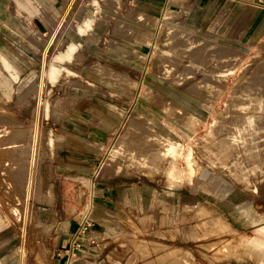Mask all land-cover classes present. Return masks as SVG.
<instances>
[{
	"label": "rangeland",
	"instance_id": "rangeland-1",
	"mask_svg": "<svg viewBox=\"0 0 264 264\" xmlns=\"http://www.w3.org/2000/svg\"><path fill=\"white\" fill-rule=\"evenodd\" d=\"M55 1L30 0L32 14L10 0L0 46V264H18L30 170L25 264H264L251 249L264 250V0ZM104 185L138 191L142 205L97 210ZM87 217L96 243L68 261Z\"/></svg>",
	"mask_w": 264,
	"mask_h": 264
},
{
	"label": "bare ground",
	"instance_id": "bare-ground-1",
	"mask_svg": "<svg viewBox=\"0 0 264 264\" xmlns=\"http://www.w3.org/2000/svg\"><path fill=\"white\" fill-rule=\"evenodd\" d=\"M58 2V0H56L55 1V4ZM75 3V2H74ZM95 4H97V2H95ZM63 5V0H61V2H60V5L57 7L56 5H55V7L58 9V8H60L61 6ZM74 5V4H73ZM68 12V11H67ZM66 16H67V14H66ZM65 18V17H64ZM91 18H93V17H91ZM91 18L88 20V19H86V18H84V19H86V22H84L82 25H79L78 27H77V25H78V23H77V25H76V27L78 28V32L80 33V34H82V35H84L85 34V32L88 30V28L89 27H91L90 25H91V23H93L92 21H91ZM95 19V18H94ZM93 19V20H94ZM40 20V19H39ZM88 20V21H87ZM41 21V20H40ZM82 21V20H81ZM84 21V20H83ZM82 21V22H83ZM91 21V22H90ZM42 22V21H41ZM81 22V23H82ZM43 23V25L46 27V25L47 24H45V22H42ZM46 29H47V27H46ZM59 30V29H58ZM47 32H48V30L46 31V32H42L43 34H47ZM57 32V31H56ZM54 36V35H53ZM53 41V40H52ZM66 45V44H65ZM67 45H69V44H67ZM179 45H180V43H179ZM78 45H77V43H74V42H72L71 43V45L69 46V47H67L68 49H67V51L64 53V51L66 50V49H64V51H63V53H61L60 52V54H58L56 57H55V62H53V64H52V66H51V70H52V72L54 73V74H58L59 73V71H60V69H62V67L58 64L60 61H67V62H70L71 61V59H73L74 58V56H73V54H74V51H75V49H76V47H77ZM77 48H79V47H77ZM181 48V47H180ZM124 49V48H123ZM172 50V49H171ZM174 51V50H173ZM177 52V51H176ZM56 53H59V51H57ZM185 53V52H184ZM187 54V53H186ZM193 54V53H192ZM202 54V53H201ZM73 56V57H72ZM78 57V56H77ZM195 58V57H194ZM194 58H192V59H194ZM197 58V57H196ZM180 64H183V63H180ZM179 63H175V65H180ZM184 65V64H183ZM187 65H189V64H187ZM100 66V65H99ZM182 66V65H181ZM101 67V66H100ZM172 67H174V66H172ZM186 67V66H185ZM169 68V67H168ZM213 69V68H212ZM67 70V69H66ZM172 71H173V69H171ZM176 70V69H175ZM177 70H179V69H177ZM73 72V71H72ZM177 72H181V71H177ZM208 73H206V75L207 76H209L210 75V72H212V71H207ZM165 73H167V72H165ZM171 74V73H170ZM181 74H178V76L175 74V76L174 77H176L175 79H174V81H176V83H179V80H181L182 78H180V79H178L179 78V76H180ZM162 76H164V74L162 73ZM206 76V77H207ZM56 77V76H55ZM165 77V76H164ZM184 77V76H183ZM58 78V77H57ZM185 78V77H184ZM51 80H52V78H50ZM54 80H55V78H53ZM198 79V78H197ZM198 81H200V80H198ZM171 82V81H170ZM200 82H202V81H200ZM200 82H198V83H200ZM173 83V82H172ZM201 84V83H200ZM45 85L44 84H42V86H41V94L43 93L42 92V90H43V87H44ZM192 86H194V84H192ZM195 87V86H194ZM198 89V88H197ZM261 96V95H260ZM157 97V96H156ZM158 99V98H157ZM260 99H263V96L260 98ZM38 101H40L39 102V104L41 103V98H40V100H38ZM160 102V101H159ZM168 102V101H167ZM164 103V102H163ZM166 103V102H165ZM41 105V104H40ZM171 107H170V106ZM169 105L167 104V106L169 107V108H172V111H173V113L175 114V112H174V105L172 106V104H170L169 103ZM166 106V105H165ZM164 106V107H165ZM43 108V107H42ZM180 108V107H179ZM47 109V108H46ZM48 111V110H47ZM165 111V110H164ZM171 112H169V114H170ZM171 116L173 115L172 113L170 114ZM174 116V115H173ZM172 116V117H173ZM175 116H178V115H176L175 114ZM148 117H150V116H148ZM179 118H181V117H184V116H178ZM178 118V119H179ZM253 122H254V120H253V118L252 117H249V123L250 124H253ZM216 123V120H215V122L210 126V129L212 128V126L214 125ZM39 124H38V121H37V131H36V135H35V140L37 141L38 139H39V136H40V130H39V128L41 127H39L38 126ZM145 125L148 127V128H150L151 130L152 129H154V128H157V127H159V126H161L162 127V125H160V122H159V120H157V119H153V118H147L146 120H145ZM146 128V127H145ZM147 128V129H148ZM158 129V128H157ZM149 132V131H148ZM157 133H158V131H157ZM163 132H159V135L160 134H162ZM142 134H144L143 132H142ZM140 135V134H139ZM137 136V135H136ZM136 136H135V138H136ZM152 135H150V137H151ZM161 136V135H160ZM139 137V136H138ZM147 137V136H146ZM120 138V137H119ZM141 137H139V139H140ZM161 139V138H160ZM137 139H135V141H136ZM143 140V139H142ZM39 141V140H38ZM139 141V140H138ZM143 141H145V140H143ZM151 141V140H150ZM149 141V142H150ZM163 141H166V140H163ZM50 142H52V140L50 141ZM134 141H132V143H133ZM146 142V141H145ZM167 142V141H166ZM165 142V143H166ZM38 143V142H37ZM36 143V144H37ZM136 143V142H135ZM141 143H143L142 141H141ZM162 143H164V142H162ZM178 143V142H177ZM36 144H35V148H36ZM147 144H149V143H147ZM168 144V143H167ZM179 144V143H178ZM137 145V144H136ZM150 145V144H149ZM138 146H139V144H138ZM156 146V145H155ZM166 145H164L163 144V147H165ZM168 148L164 151V153H162V154H168V156H169V154H171V153H175L176 152V145H170V144H168ZM152 147H150L149 149H151ZM157 148V147H156ZM37 149V148H36ZM161 149V148H160ZM32 151V150H31ZM150 151V150H149ZM33 153H34V155H35V153L36 152H34V151H32ZM157 154V152L155 151V155ZM176 155V154H175ZM175 155H173V156H175ZM183 155V154H182ZM188 156L186 157V159H187V165H188V168H189V170H190V173H191V175L195 172V167H199V164H197V162H196V164L198 165H196L195 167H194V164H193V162L195 163V161H194V159H195V156H194V152H193V150L191 149V152L189 153V154H187ZM37 158V157H36ZM173 158H175V157H173ZM35 160H34V157H33V162H34ZM33 162H32V164H33ZM34 163H37V162H34ZM170 163V162H169ZM173 163V162H172ZM171 164V163H170ZM33 167V166H32ZM233 167V166H232ZM231 168V167H230ZM36 169V168H35ZM16 171V170H15ZM31 171V173H30V176H29V180H28V185H27V202H26V205H25V213L22 215V218H21V220H22V235H21V250H20V254H19V259H18V264H25V259H26V257H27V253H26V246H27V241L29 240L28 239V231H29V220L30 219H32L31 217H30V213H31V210H30V203H29V200H30V198H31V196H32V194H33V192H32V190H33V184L35 183V182H33V176H34V174H33V170H30ZM189 175V174H188ZM193 178V177H192ZM193 180V179H192ZM93 211H94V202L93 201H91V203H90V205H89V213L90 214H93ZM16 217H17V220H18V214L16 215ZM10 218V217H9ZM30 218V219H29ZM10 219H12V218H10ZM11 221V220H10ZM13 222V221H12ZM262 223V222H261ZM20 225V224H19ZM21 226V225H20ZM31 228H33V227H31ZM34 229V228H33ZM33 233V232H32ZM243 238V237H242ZM32 240V239H31ZM30 241V240H29ZM46 244V243H45ZM245 245V244H244ZM46 249V248H45ZM251 249L253 250V251H258V252H260L261 253V255L262 256H264V250L262 249V247H257V246H254L253 244L251 245ZM221 250V249H220ZM219 252V251H218ZM217 252V253H218ZM210 253V252H209ZM212 253H213V251H212ZM216 254V253H215ZM212 257V256H211ZM213 258V257H212ZM215 260V259H214Z\"/></svg>",
	"mask_w": 264,
	"mask_h": 264
},
{
	"label": "crops",
	"instance_id": "crops-1",
	"mask_svg": "<svg viewBox=\"0 0 264 264\" xmlns=\"http://www.w3.org/2000/svg\"><path fill=\"white\" fill-rule=\"evenodd\" d=\"M29 1L27 0V3L23 4V6H24L23 10H24V12L30 11V12H32V14H34V11H33L34 8L30 7L31 3ZM15 13H16V11H14V6L11 5L10 0H0V46L4 47L7 51H9V49L5 45H3V43L6 40L7 41L9 40V42L11 41L10 35L13 34V31L10 29V27H8V22L10 21L12 14H15ZM33 18H39V16L33 15ZM12 42L14 44H16L17 50L29 53L30 50L27 49V47L25 46L26 44L23 41H21L20 38H19L18 42L15 43L13 40H12ZM103 130L104 129H102V132H103ZM98 131H100V130H98ZM88 132H89V130H88ZM88 142H90V141H86V143H88ZM71 152L74 154L73 151H71ZM78 154H79V159L81 157V160H84L83 156H85V158H87V155H88L87 152L84 150L80 151ZM100 191H101L100 195H99L100 203L97 204V210L104 211V212H107V211L113 212V211L118 210L119 206H123L122 203H124V206H125L124 208L128 207V202L130 204V207H133V208H138L139 206L142 205L141 200L139 199L140 195L137 193L138 191H135L134 189L132 190L133 192L129 190L130 194H128L127 193L128 190L124 191V193H123L122 189L116 188L115 185H112V186L104 185V187H102ZM115 196L116 197L118 196L119 198L117 200H115L113 198ZM126 197H129V198L127 199ZM94 210H95V204H94ZM13 212H16L15 209H13ZM93 213H94V211H93ZM231 214H233V213H231ZM227 215H226L227 216V223L232 228H234V227L239 228V226H242L244 228L243 225H239V224L237 225V223H235L233 221L232 216H230L229 214H227ZM68 237L69 238L64 239V243L62 245H60V247L64 248V246L65 247L68 246V244L70 242V236H68ZM81 264H93V263L85 261V262H82ZM194 264H195V262H194Z\"/></svg>",
	"mask_w": 264,
	"mask_h": 264
},
{
	"label": "built area",
	"instance_id": "built-area-1",
	"mask_svg": "<svg viewBox=\"0 0 264 264\" xmlns=\"http://www.w3.org/2000/svg\"><path fill=\"white\" fill-rule=\"evenodd\" d=\"M93 223L89 221V218H85L83 222L80 223L78 230L74 233L69 247L65 250V256L68 261L76 257L82 249H89V246L95 244V241H91L89 237L90 228Z\"/></svg>",
	"mask_w": 264,
	"mask_h": 264
},
{
	"label": "water",
	"instance_id": "water-1",
	"mask_svg": "<svg viewBox=\"0 0 264 264\" xmlns=\"http://www.w3.org/2000/svg\"><path fill=\"white\" fill-rule=\"evenodd\" d=\"M61 0H58V2L56 3V6L58 7L60 5ZM34 23L37 25V27L39 28V30L41 32H46L47 29L46 27L43 25V23L39 20V18H34Z\"/></svg>",
	"mask_w": 264,
	"mask_h": 264
}]
</instances>
